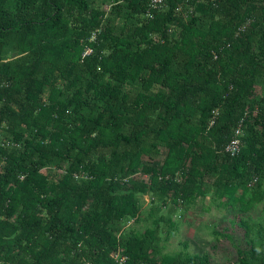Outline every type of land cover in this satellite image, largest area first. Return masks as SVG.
I'll return each instance as SVG.
<instances>
[{
	"label": "trees",
	"instance_id": "16d2710c",
	"mask_svg": "<svg viewBox=\"0 0 264 264\" xmlns=\"http://www.w3.org/2000/svg\"><path fill=\"white\" fill-rule=\"evenodd\" d=\"M206 195L261 206L213 234L264 264V0H0V264H211L159 245Z\"/></svg>",
	"mask_w": 264,
	"mask_h": 264
},
{
	"label": "rangeland",
	"instance_id": "374dc122",
	"mask_svg": "<svg viewBox=\"0 0 264 264\" xmlns=\"http://www.w3.org/2000/svg\"><path fill=\"white\" fill-rule=\"evenodd\" d=\"M11 53L6 56L9 58ZM164 152L160 155L144 160L151 165L159 166L163 159ZM157 201L158 205H161ZM162 206V205H161ZM170 206V205H169ZM168 206V208H169ZM236 204L233 207L223 205H214L210 196L199 197L195 199L193 204H185L180 208V212L174 217V211L171 214L173 226L165 227L164 232H160L159 245H164V252L174 254L183 249L184 243L187 244V251L191 254H207L210 256L211 264H227L233 262L236 258L235 251L229 241L223 238H215L213 231L228 234L233 240L241 243V230L237 228V224L244 220L259 219L261 216V206L254 205L250 208L239 207ZM143 211H147L149 207V196L143 197ZM159 213L166 214L168 210ZM134 229H142L146 224H132ZM164 227V225H161ZM130 228V226H129Z\"/></svg>",
	"mask_w": 264,
	"mask_h": 264
},
{
	"label": "built area",
	"instance_id": "2783aa9c",
	"mask_svg": "<svg viewBox=\"0 0 264 264\" xmlns=\"http://www.w3.org/2000/svg\"><path fill=\"white\" fill-rule=\"evenodd\" d=\"M147 1H148V5L151 9H159L163 6L165 0H147ZM145 16L149 17L150 13L145 14ZM94 39H95V33H92L91 36L89 37V41L94 40ZM90 52H91V49L89 48V46L85 47V50L83 51V56L88 55ZM214 114H216V113L214 112ZM241 122L242 121H240V123ZM243 135H244L243 127L240 124H238V126L234 130L232 138L224 146V151L227 154H229L230 156L236 155L241 148ZM179 173L181 174L182 171H180ZM179 173H177L175 176L176 180L178 179V177L180 175ZM73 177L75 178V180H82V179H86V177H88V176H85L81 172H77V173L73 174ZM149 179H150V176L148 174L135 173V174H130V175L126 176L121 181L123 183H128L131 180H140L143 182H148ZM159 179H161V177H159ZM114 180H117V178L114 177ZM181 203H182V201L179 199L178 204H177L179 211H176L178 213L180 212ZM168 204H169V201H166L165 204H162V209L167 210L168 206H169ZM175 213H174V217L176 216L179 218L180 215L179 214L176 215ZM134 222H135V218H131V219L125 221L121 230L117 234V236H119L125 230L129 229V226L131 227V225L134 224ZM111 257L114 260V262L117 264H123L127 260V256L123 253L121 248H117L116 251L111 254Z\"/></svg>",
	"mask_w": 264,
	"mask_h": 264
},
{
	"label": "clouds",
	"instance_id": "9594fccd",
	"mask_svg": "<svg viewBox=\"0 0 264 264\" xmlns=\"http://www.w3.org/2000/svg\"><path fill=\"white\" fill-rule=\"evenodd\" d=\"M74 174V173H73ZM74 178V177H73ZM74 180H75V178H74Z\"/></svg>",
	"mask_w": 264,
	"mask_h": 264
}]
</instances>
